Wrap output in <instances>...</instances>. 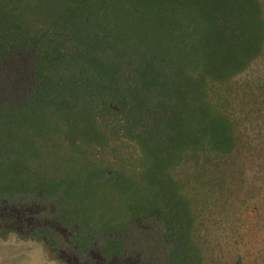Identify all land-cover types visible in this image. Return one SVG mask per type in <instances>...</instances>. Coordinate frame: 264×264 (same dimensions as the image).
<instances>
[{"label": "trees", "instance_id": "trees-1", "mask_svg": "<svg viewBox=\"0 0 264 264\" xmlns=\"http://www.w3.org/2000/svg\"><path fill=\"white\" fill-rule=\"evenodd\" d=\"M43 6L59 15H41ZM74 11L82 16H71ZM114 12L116 22L127 25L131 18L137 28L136 34L124 29L125 46L115 40ZM148 27L154 33L150 42L142 32ZM106 43L115 47L108 49ZM4 56L10 73L24 80L29 101L0 109L3 140L8 141L11 128L20 133L17 117L23 111L29 122L40 106H53L71 118L57 120V133L46 130L33 142L13 138L25 148L20 161L31 164L27 168L19 161V180L29 176L32 181L0 192V219L14 220L9 227L18 231L25 225L39 229L53 245L65 247L61 254L75 264H88L86 251L92 252L94 264H128L127 256L147 264L142 250L130 255L123 233L126 227L142 226L150 235L145 242H154L155 232L164 237L160 249L167 248L168 264H205L195 244L194 200L182 197L175 165L190 149L201 147L221 167L241 165L244 146L233 111L228 103L225 112L211 109L205 87L214 85L230 95L228 85L264 58L263 1L0 0V71L8 67ZM76 154L88 161L78 174L82 181L65 183L54 161L78 166ZM133 158L138 166L126 174ZM26 195L36 200H25ZM105 195L121 200L110 219L90 207ZM51 204L56 209L46 216ZM48 218L51 229L43 225ZM62 228L70 232L67 241ZM77 248L81 253L75 255ZM234 264H243L242 257Z\"/></svg>", "mask_w": 264, "mask_h": 264}, {"label": "rangeland", "instance_id": "rangeland-1", "mask_svg": "<svg viewBox=\"0 0 264 264\" xmlns=\"http://www.w3.org/2000/svg\"><path fill=\"white\" fill-rule=\"evenodd\" d=\"M262 1L264 5V0ZM149 8H152L150 3ZM42 9L41 15H45L48 11L52 14H57L54 9L45 8L44 6ZM73 13L71 16L76 14L80 17L82 16L80 11H74ZM157 15L159 16V12ZM116 18L117 14L115 12L113 15L111 14V23L113 26L117 25L118 27L115 29V40L119 42V45L124 44L125 46L127 39H124V29L127 32L131 31L136 34L137 28L131 22V18L128 19L129 24L127 25H121L119 20L116 22ZM152 18L154 22L156 17L154 15L150 16L151 21ZM145 23H147L146 25L149 24L150 27V21L147 20ZM149 27L142 31L145 37L148 36V42L154 38V33H152L153 35L149 33ZM167 28L169 29L170 26ZM170 29L172 30L173 28ZM184 29L185 32L188 31L186 27ZM137 39L141 38L137 37ZM106 46L108 49L115 47L110 43H106ZM28 53L33 57V52L31 53L30 49ZM117 53L120 56L119 51ZM38 55L39 52L36 51L35 57ZM166 55L171 56L169 54ZM1 59L6 60L5 64L8 67L4 71H0V109L4 110V106L9 103L22 107L29 101L28 92L24 88V80L21 76H17L18 73H10L12 69L9 66L10 60L5 56ZM14 59L15 56H12L11 60ZM98 74H101V72ZM66 82L71 83L70 80ZM213 86L205 87V91H207L205 93H207L209 98H212L210 108L214 109L217 113L225 112L222 107L228 103L230 112L233 111V125L240 143L244 146L242 150L243 155L240 157L241 165L239 164L238 166L237 163L234 167H227V165L221 167L218 165L217 158L212 157L214 154L210 150H208L210 153H207L202 147L199 150L190 149L186 157L175 165V179L179 183V186H181L180 193L182 197L190 196L194 200L192 214L196 215L195 244L200 248V253L204 257L205 264H234L241 257L243 264H264V58L256 61L255 64H252L251 67L228 85L230 87V95H226V92L220 87L212 89ZM224 98L228 100L226 103ZM52 107L42 108L40 106L39 112L37 111L38 113L36 112V114L28 116L29 120L33 119L30 122L27 121L28 113L26 111L21 112L26 114H21L17 117V120L19 119L18 123L21 124L20 133H14V129L11 128L8 141L0 137V151L4 152L2 155L0 154V192H12L18 184L26 187L23 182L29 184L32 181V177L29 176L19 180L17 165L20 163L23 166L26 165L24 160L20 161L21 154H23L25 148H22V145H17L13 141V138L22 139L23 141L27 139L33 142L35 136L39 134V137L42 136L46 130L48 133H57L58 127L55 124L57 120L71 118L69 115L66 116L59 111H55ZM9 114H6L7 118ZM73 116L78 117L79 115ZM26 134L32 137L28 139L27 136H24ZM35 140L37 141L36 138ZM40 146L41 143L38 147ZM7 150L18 154L13 153L14 155L6 156L8 154ZM73 160L76 164H80L71 167L74 163L70 165L61 162L62 166L59 163L60 160L54 161L55 165H57L56 170L63 172L62 176L65 183L70 184L82 181V176L78 174L80 170L83 171L82 169H85V164L88 161L81 154H76ZM137 161L138 158H133L128 163L129 165L125 171L126 174H130L132 170H136L138 166ZM26 167L31 168V164H27ZM89 178L90 176H87L84 180ZM201 181H204L202 186L200 185ZM86 182H89V180H86ZM3 183H9L6 189H1V184ZM115 197L113 195H105L101 200L97 198L90 207L96 211L97 215L110 219L115 210L120 209L121 200ZM30 198L36 200L34 196H25V200H29ZM14 201L16 202L17 200ZM36 205L41 208L44 207V204ZM54 209H56V206L51 204L50 212H47L45 215H51ZM51 221L52 219L48 218L46 224L43 223V225H47L51 229ZM146 228V226L139 227L136 230L134 227L124 228L123 233L128 236L129 240L126 239L128 246H130V255H137L135 250H142L146 254L147 264H168L169 261L165 253L167 252V248L162 249L163 251L160 249L162 246L160 242L164 237L161 233L156 234L157 232H155L156 240L154 242H145V238H149L150 236L148 234L145 235ZM23 229V227L19 229L21 233L24 232ZM62 229L67 241L70 237V232L65 230L66 228ZM156 230L154 227L152 231ZM80 253L81 251L77 248L75 255ZM84 253L87 256L86 262L94 264L92 252L86 251ZM95 254L98 255V251H95ZM61 257L65 264H75L71 263V259L66 253L63 252ZM127 257L129 259V261H126L128 264H138V259L132 261L131 257ZM122 263L125 264V262Z\"/></svg>", "mask_w": 264, "mask_h": 264}, {"label": "clouds", "instance_id": "clouds-1", "mask_svg": "<svg viewBox=\"0 0 264 264\" xmlns=\"http://www.w3.org/2000/svg\"><path fill=\"white\" fill-rule=\"evenodd\" d=\"M14 223L11 219H0V264H65L61 257V252L67 250L65 247L53 245L39 229L25 225L21 233L10 228Z\"/></svg>", "mask_w": 264, "mask_h": 264}, {"label": "flooded vegetation", "instance_id": "flooded-vegetation-1", "mask_svg": "<svg viewBox=\"0 0 264 264\" xmlns=\"http://www.w3.org/2000/svg\"><path fill=\"white\" fill-rule=\"evenodd\" d=\"M25 205H27V206H28V203L26 202V204H25ZM21 206L23 207V205H21ZM33 217H34V216H33ZM34 218H36V217H34ZM34 218H33V219H34Z\"/></svg>", "mask_w": 264, "mask_h": 264}]
</instances>
